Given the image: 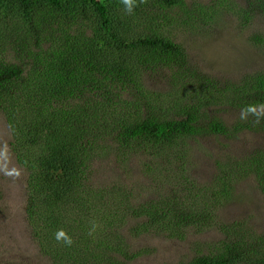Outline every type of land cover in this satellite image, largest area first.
I'll return each mask as SVG.
<instances>
[{
	"label": "trees",
	"instance_id": "16d2710c",
	"mask_svg": "<svg viewBox=\"0 0 264 264\" xmlns=\"http://www.w3.org/2000/svg\"><path fill=\"white\" fill-rule=\"evenodd\" d=\"M217 2L230 10L240 9L238 22L243 27L264 14V0ZM129 4L130 12L125 0H0V43L8 44L4 47L17 62L0 63V101L16 97L15 90L26 82L23 74L34 66L33 80L42 90L24 105L20 101L23 116L33 119L18 131L28 141L47 131L42 145L47 148L46 167L74 181L67 200L74 204L69 211L78 219L71 223L60 214L54 216L52 199L43 200L28 182L30 222L43 216L47 228L64 229L60 243L53 233L45 234L44 240L43 231L33 235L51 264H131L137 253L128 252L121 232L127 222L135 223L129 228L131 236L159 232L176 239L191 231L199 234L213 221L206 207L209 200L204 198L228 196L234 177L242 174L252 175L264 194L263 150L254 149L242 158L217 157L215 174L201 184L190 177L196 157L188 145L208 137L233 139L242 132H264V71L243 74L222 89L220 82L217 86L190 67L181 45L166 35L162 25L171 13L189 22L193 14L214 21L217 11L189 7L185 0H129ZM134 15L142 16L134 26H144V31L135 37L118 32L131 26ZM253 33L250 42L264 46V34ZM161 67L172 69L163 99L171 109L151 100L145 103L143 80L135 77L145 70L153 76ZM225 109L239 114L233 124L219 116ZM5 113L11 130L14 108ZM176 146L182 148L175 155L181 164L169 192L143 202L135 197L131 203L127 185L119 184L120 168L141 156L146 160L141 173L153 180L151 189L158 180L153 177L150 152L154 149L167 164ZM96 162L99 167H94ZM104 168L116 171L117 181L90 189L87 178L100 176ZM35 173L30 169L31 175ZM168 178L169 174L163 185ZM117 207L125 211L119 213ZM246 222L221 228L222 238L213 250L196 252L177 264H264V234Z\"/></svg>",
	"mask_w": 264,
	"mask_h": 264
},
{
	"label": "rangeland",
	"instance_id": "374dc122",
	"mask_svg": "<svg viewBox=\"0 0 264 264\" xmlns=\"http://www.w3.org/2000/svg\"><path fill=\"white\" fill-rule=\"evenodd\" d=\"M185 1L189 7L200 5L205 9L217 11L214 21L193 14L189 22L187 17H181L178 14L174 16L171 13L168 19L162 23V25L165 24L166 35L181 45L183 54L191 68L194 67L197 73L217 86L216 81L220 82L219 87L223 86L222 89L227 81H236L243 74L264 71V46L256 47L249 39L254 31L258 32L253 34H264V14L257 15L248 27H243L238 22L240 16L238 13L241 14L240 9L230 10L224 6V3L217 2V0ZM220 4L223 6L219 7ZM141 19L142 16L134 15L131 18V26L118 27V32H124L131 37L137 36L144 31V26H134ZM241 27L245 28V31ZM157 30L161 34L160 27ZM4 46H8V44L0 43V63L5 61L7 64H10L11 61L17 63L14 54L10 50H6ZM143 55L144 53L140 56ZM131 67L135 69L133 62H131ZM168 69L161 67L153 73V76L145 70L135 76L137 79L143 80L142 83L146 90L144 93L147 95V98L142 97L145 99V103L147 100H151L153 104L159 103L161 108L171 109L163 101L169 90V75L172 72V69ZM33 70H35L34 66L29 68L26 74H23L26 82L15 90L16 97L13 99L5 97V101H0V264H51L50 258L40 250L39 239L35 238L37 232L43 231L42 240L47 238L45 234L49 235L50 233L54 234L57 243L64 240L62 239L64 229L54 226L47 228L43 216L40 221L31 218L32 223L30 222L27 209L32 206H28L31 196L28 191V182H30L33 192L43 200L45 198L52 199V202H48L55 208L54 216L60 214L68 223L78 219L77 214L69 211L74 204L67 200V196L75 188L73 179L65 173H59L46 167L47 148L42 145L49 135L47 131L36 137L35 141H28L29 138L23 139L22 131H18L23 128L24 122L32 124L33 119L23 116L19 110L20 101L24 105L25 102H29L36 96L39 90H42L33 80ZM190 80L195 84L194 77ZM13 108L15 121L13 129L10 130L5 111ZM53 112L52 107L50 110L51 119ZM218 113L226 120L227 124H233L239 115L237 111L230 109L221 110ZM169 114H175V112ZM188 145L192 148L190 151L193 159L196 157L195 167L190 170V177L194 182L202 184L215 174L213 162L217 157L242 158L254 149L264 151V132H242L233 139L208 137L188 143ZM181 150L180 146L174 147L172 151L175 154L172 156L171 162L167 164H163V157L155 155L154 149L150 152V154L152 153L150 158L153 163L152 169H154L153 177L154 180H158L151 189L149 187L153 180L150 177H143L144 175L141 173L143 163L146 161L141 156L132 159L130 166L120 168L119 184L127 185L131 203L135 197L138 202H143L169 192L172 188V180L178 173V166L181 164V158L175 155ZM65 154L67 153L65 152ZM36 162L38 163L35 164ZM99 165L100 163L96 162L94 167H99ZM30 169L36 173L31 175ZM102 171L98 177L87 178L86 184L90 189L99 190L108 183L117 181L116 171L112 172L110 168H104ZM168 174L169 178L163 185L164 177ZM156 189L158 190L156 191ZM206 199L209 200L206 207L213 215V221L199 234H195L196 231H191L188 236L176 239L166 238V234L163 233L159 236V232L156 235L148 233L131 236L129 228L135 223L127 222L121 232L129 245L128 252L137 253V259L131 261V264H177L188 261L196 252L206 254L213 250L217 242L221 240V228L234 222H246L245 219L248 220L246 222L248 227L253 228L258 234H264V194L258 190L252 175L245 177V174H242L234 177L228 196L205 197L204 201ZM201 202L202 200L199 201L202 205ZM116 211L122 213L125 210L117 207Z\"/></svg>",
	"mask_w": 264,
	"mask_h": 264
},
{
	"label": "clouds",
	"instance_id": "9594fccd",
	"mask_svg": "<svg viewBox=\"0 0 264 264\" xmlns=\"http://www.w3.org/2000/svg\"><path fill=\"white\" fill-rule=\"evenodd\" d=\"M125 5H126V9H127V11H131L132 10V8H131V5L129 4V0H125ZM69 243H70V241H68Z\"/></svg>",
	"mask_w": 264,
	"mask_h": 264
}]
</instances>
